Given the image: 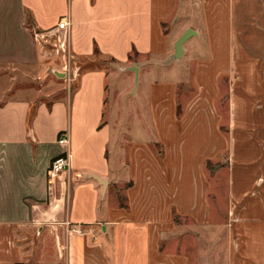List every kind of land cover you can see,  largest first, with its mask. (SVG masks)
<instances>
[{
	"label": "crops",
	"instance_id": "0c3cea01",
	"mask_svg": "<svg viewBox=\"0 0 264 264\" xmlns=\"http://www.w3.org/2000/svg\"><path fill=\"white\" fill-rule=\"evenodd\" d=\"M61 18L65 29L57 27ZM186 32L191 48L193 38L200 41L198 91L178 117L174 83L151 84V99L170 106L173 121L169 133L155 128L152 145L163 153L147 143L129 148L124 173L133 184L122 207L107 199L112 180L120 179L104 120L102 60L124 64L135 52L175 57L178 65L187 47L179 53L176 42ZM56 37L77 69L73 95L50 103L0 97V264H108L102 244L113 237L129 240L138 264H188L178 247H168L179 234L172 214L210 225V188L201 168L229 147L230 202L241 213L230 225L244 232L233 239L229 258L239 259L242 215L251 234L264 222V0H0V62L35 61L41 45ZM199 129L206 143L194 140ZM61 132L69 138L70 163L49 184L50 161L64 150L56 141ZM246 197L248 210L240 211ZM76 225L82 233L69 230Z\"/></svg>",
	"mask_w": 264,
	"mask_h": 264
},
{
	"label": "rangeland",
	"instance_id": "374dc122",
	"mask_svg": "<svg viewBox=\"0 0 264 264\" xmlns=\"http://www.w3.org/2000/svg\"><path fill=\"white\" fill-rule=\"evenodd\" d=\"M29 23L25 25L28 29L31 28ZM200 28L198 26L199 30ZM188 39L182 43L187 49L182 63L178 65L175 57L151 58L149 54L138 55L135 52L131 53L129 61L124 64L111 59L102 60L107 72L104 120L111 126L109 152L110 157L115 155L116 164L119 167L118 174L115 175H117L116 179H120L119 182L112 180L108 200L113 199L117 204L120 202L127 204L126 188L133 184V180L128 178L130 174L127 169L124 173V168L128 163V150L132 144H151L153 151L163 153L161 145L159 143L152 145V141H158L156 125L161 131L169 128L172 113L169 110L170 106L159 105L156 98L151 99V84L154 82H161L163 86L170 82L175 84L172 85L174 94L171 95V99L177 104H175V112L178 117H181L183 113V103L198 91L199 76L196 69L197 59L201 58L199 56L200 41L193 38L195 46L191 48L187 42ZM57 44L59 40L56 37L48 46L41 45L38 49L39 57L35 61L0 62L1 99L26 98L32 102L42 100L50 103L56 99L70 98L77 85V77L74 76L77 69L73 66V56L69 48L66 46L64 52ZM65 63L69 66L64 67ZM55 71L62 75H58ZM166 89L169 92V87ZM227 115L225 113L222 121L223 131L228 126ZM202 124L206 128L204 120ZM201 128L203 129L202 125ZM202 129L194 134V140L207 139ZM204 142L206 143V140ZM231 152L232 147L221 151L216 159L203 162L201 168L208 179L210 188L208 194L211 206L210 225L198 227L193 225L189 218L178 215L176 212L172 214L173 220L179 225V234L169 241L168 247L171 249L178 247L179 251L188 258V264H264V222L261 223L262 226H258L259 232L251 234L249 217L245 215H242L245 219L240 224V227L246 230L245 236L239 241L242 252L239 254V259L229 258L233 239L244 233L230 225L231 219L241 215L238 209L237 211L233 209L230 202L234 197L231 187V164H229ZM124 175H127L126 178ZM246 198L247 200L239 207L240 211L248 210V197ZM113 238L106 240V245L102 244L108 264H122L124 260L126 262L129 260L130 264H138L137 252H131L130 248L128 251L129 240H122V242L118 239L116 242V237ZM61 244L63 250L64 244ZM127 244L128 247H126ZM50 246L54 250L51 239ZM28 264H37V262L29 261Z\"/></svg>",
	"mask_w": 264,
	"mask_h": 264
},
{
	"label": "built area",
	"instance_id": "2783aa9c",
	"mask_svg": "<svg viewBox=\"0 0 264 264\" xmlns=\"http://www.w3.org/2000/svg\"><path fill=\"white\" fill-rule=\"evenodd\" d=\"M68 25V21L65 18H61L58 22H57V27L59 29H65L67 28ZM39 37L42 38L44 37V35L39 34ZM59 47H61L63 49V51L65 52V46H64V41L59 38ZM65 57V55H63ZM69 66L68 63L64 64V67ZM57 143L63 147V151L61 154L53 157L50 161V164L47 168V177H48V181L49 184H51L53 182V180L60 175L62 172H64L68 167H69V156L67 153V146L69 144V138L67 136V134L65 132H61L58 137H57ZM69 230L75 233H82L83 229L81 228V226H73L70 227L68 226Z\"/></svg>",
	"mask_w": 264,
	"mask_h": 264
},
{
	"label": "water",
	"instance_id": "95a60500",
	"mask_svg": "<svg viewBox=\"0 0 264 264\" xmlns=\"http://www.w3.org/2000/svg\"><path fill=\"white\" fill-rule=\"evenodd\" d=\"M189 32H186L185 34H183L178 40H177V42H176V48H177V50H178V52L180 53V51H181V45H182V43H183V41L189 36ZM55 73H57L58 75H62L61 73H59V72H57V71H55Z\"/></svg>",
	"mask_w": 264,
	"mask_h": 264
},
{
	"label": "trees",
	"instance_id": "16d2710c",
	"mask_svg": "<svg viewBox=\"0 0 264 264\" xmlns=\"http://www.w3.org/2000/svg\"><path fill=\"white\" fill-rule=\"evenodd\" d=\"M130 55H131V54H129V57H130ZM119 205L122 206V207H127V204L124 203V202H120Z\"/></svg>",
	"mask_w": 264,
	"mask_h": 264
}]
</instances>
